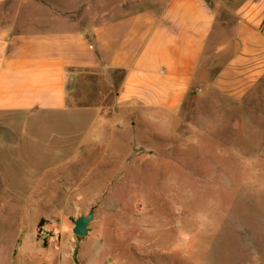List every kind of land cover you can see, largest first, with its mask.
I'll return each instance as SVG.
<instances>
[{"label":"rangeland","instance_id":"obj_1","mask_svg":"<svg viewBox=\"0 0 264 264\" xmlns=\"http://www.w3.org/2000/svg\"><path fill=\"white\" fill-rule=\"evenodd\" d=\"M83 1L0 0L1 32L58 15L89 23L102 6L117 16L142 0L61 9ZM197 99L127 118L119 107L113 130L64 147L55 120L34 122L23 162L0 166V264H264V96L248 113Z\"/></svg>","mask_w":264,"mask_h":264},{"label":"crops","instance_id":"obj_2","mask_svg":"<svg viewBox=\"0 0 264 264\" xmlns=\"http://www.w3.org/2000/svg\"><path fill=\"white\" fill-rule=\"evenodd\" d=\"M139 5L117 16L102 6L89 23L58 15L7 35L0 21V166L9 155L23 162L40 120H55L64 147L82 130H113L119 107L126 118L132 106L176 112L193 94L248 113L263 98L264 0Z\"/></svg>","mask_w":264,"mask_h":264},{"label":"water","instance_id":"obj_3","mask_svg":"<svg viewBox=\"0 0 264 264\" xmlns=\"http://www.w3.org/2000/svg\"><path fill=\"white\" fill-rule=\"evenodd\" d=\"M94 217V209H91L88 214H82L75 219L73 232L78 236L87 235L89 233V224Z\"/></svg>","mask_w":264,"mask_h":264},{"label":"built area","instance_id":"obj_4","mask_svg":"<svg viewBox=\"0 0 264 264\" xmlns=\"http://www.w3.org/2000/svg\"><path fill=\"white\" fill-rule=\"evenodd\" d=\"M264 24V23H263Z\"/></svg>","mask_w":264,"mask_h":264}]
</instances>
